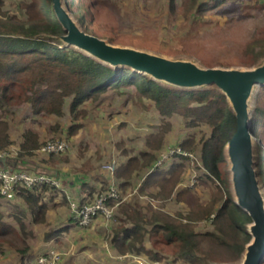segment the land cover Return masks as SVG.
<instances>
[{"label":"trees","instance_id":"16d2710c","mask_svg":"<svg viewBox=\"0 0 264 264\" xmlns=\"http://www.w3.org/2000/svg\"><path fill=\"white\" fill-rule=\"evenodd\" d=\"M76 1L63 0V5L70 14H77V23L84 31L88 19L87 14L80 9L86 0H78L79 5ZM178 1L170 0L172 12L176 11ZM180 1L184 6L191 4L198 16L227 3V0ZM74 7H77L76 11H72ZM22 8L26 13L25 20L9 13L0 15V152L13 146L8 121L10 111L6 108L29 106L33 115L62 117L64 107L70 99V112L75 122H78L88 116V112L82 109L87 102H97L110 89L132 87L137 97L153 102L156 111L164 119L179 115L189 130L202 124L210 126V135L200 139V163L206 170L200 180L207 187L209 182L214 184V180H217L225 188L215 186L211 201L205 204L196 188L177 189L188 158L176 154L170 158V169L156 167L158 159L153 152L162 150L166 135L171 129V124L166 122L159 133L146 137L148 151L141 153V159L138 156L131 157L117 170L116 175L127 181L122 185L124 187L129 185L135 172L149 170L142 190L154 187L158 190L155 197L162 200L175 199L187 205L189 211L186 215L177 216L160 210L148 214L126 204L120 209L126 218L120 220L121 225L115 232L113 245L121 255L144 253L155 262L172 258L174 262L185 261L189 264H240L252 241L249 232L252 220L233 200L226 181L222 179L221 167L227 160L226 146L236 131V116L227 97L216 86L180 89L127 67L113 68L64 44L59 38L66 35V31L55 15L52 0H28L22 3ZM249 50L253 61L264 59V38L251 44ZM262 120L264 86L255 94L251 128L255 140L262 134L259 131ZM82 127L80 124L70 128L65 139L75 136ZM196 145L197 138L189 135L180 141L176 149L193 151ZM40 146V135L37 132L29 129L24 131L19 142L18 162L23 165L24 158L34 157ZM119 146L126 153L124 145ZM17 167L11 169L33 174L49 172ZM255 169L264 194V150L258 144ZM53 190L54 187L47 184L34 186L32 189L19 187L15 198L21 199V204L36 224H44L49 208L46 195ZM224 191L227 192L226 195ZM80 205L86 203L82 202ZM9 218L16 225L7 221L6 215L0 212V253H4V243H7L25 256L29 247L26 237L20 235L21 230L25 232L22 215L12 211ZM208 219L213 230L197 232L196 225ZM71 221L79 226L73 218ZM127 224L131 226L127 227ZM147 240L153 249L146 247ZM165 247H171V257Z\"/></svg>","mask_w":264,"mask_h":264},{"label":"rangeland","instance_id":"374dc122","mask_svg":"<svg viewBox=\"0 0 264 264\" xmlns=\"http://www.w3.org/2000/svg\"><path fill=\"white\" fill-rule=\"evenodd\" d=\"M0 2V15L9 13L26 19L22 3L28 0ZM76 2L79 5L78 0ZM169 2L170 0H86L80 9L82 13L87 14L88 19L84 31L117 47L144 51L172 60L192 61L202 68L250 70L264 62V59L253 61L249 50L251 44L264 38V0H227L223 7L203 16H198L191 4L184 6L180 0L177 2L176 11L172 12ZM76 10L77 7H74L72 11ZM71 16L77 22V14L72 12ZM261 87L255 88L250 103L251 117L255 107V94ZM69 103L70 99L64 107L62 117L33 115L29 106L6 108L10 111L8 121L13 140V146L6 150L7 152L18 151L21 136L28 129L39 133L42 144H45L49 141L65 140L67 135L63 130L80 124L83 126L75 136L68 139L69 149L66 152L39 157L37 162L46 159L43 160L46 163L41 161L40 165L22 166L17 162L18 169L48 172L49 169L59 170L60 167L83 169L86 164H91L97 171H104L105 165L115 162L119 166L125 158L127 160L128 157L139 156L147 151L145 136L159 133L163 124L169 122L171 129L166 135L164 147L161 151L153 152L158 161L176 149L180 141L192 135L197 138V145L193 151H184L189 156L186 157L187 164L181 178L189 172L186 177H189L187 184L193 189L197 187L205 204L211 201L215 186L225 188L224 184L217 180H214V184L209 182L207 187L198 176L196 177L197 171L202 169L200 139L211 133L208 124L189 130L179 115L164 119L156 111L154 103L137 97L132 87L110 89L97 102H87L82 109L88 112V116L78 122H75L70 112ZM261 124L259 131L262 134L257 140L254 139L255 156L257 144L264 150V120ZM120 144L124 145L126 153L122 151ZM225 155L227 157V151ZM51 173L54 172L51 170ZM145 173L147 171L135 172L128 186L117 188L123 201L117 208L126 203L148 214L160 209L171 216L188 213V209L175 199L162 200L155 197L158 192L156 188L142 190L140 185ZM221 174L231 197L236 201L232 184L233 174L228 159L222 164ZM103 188H106L105 192L109 190L107 187ZM224 194L227 192L224 191ZM156 201H160V204H154ZM117 208L114 210V216L118 212ZM7 210L0 209V212L5 211L6 215L12 211L20 212L12 208ZM118 214L120 216V210ZM195 228L197 232L213 230L210 219L199 222ZM4 245V248L10 249L9 244ZM165 251L171 257V247H165Z\"/></svg>","mask_w":264,"mask_h":264},{"label":"water","instance_id":"95a60500","mask_svg":"<svg viewBox=\"0 0 264 264\" xmlns=\"http://www.w3.org/2000/svg\"><path fill=\"white\" fill-rule=\"evenodd\" d=\"M55 15L66 31L59 39L113 68L127 67L158 82L180 89L216 86L228 99L236 116V131L227 144L236 204L251 218V243L240 264H264V194L255 169L251 132V100L257 86H264V62L251 70L202 68L192 61L172 60L152 53L111 45L85 33L63 5L52 0Z\"/></svg>","mask_w":264,"mask_h":264},{"label":"crops","instance_id":"0c3cea01","mask_svg":"<svg viewBox=\"0 0 264 264\" xmlns=\"http://www.w3.org/2000/svg\"><path fill=\"white\" fill-rule=\"evenodd\" d=\"M63 131L65 135L68 132V130ZM149 135L152 134H148L145 137ZM65 141L67 142L68 140L65 139ZM19 152V148L17 152H0V154L7 153V156L0 159V167L16 168ZM45 155L54 156L59 154L49 155L37 150L35 151L34 157L24 158L25 161L23 165L18 163L22 166H30V164L40 165L41 161L46 159H40V162H37L36 159ZM130 158L131 157H128L127 160L125 158L116 170L126 164ZM138 158L141 159V155H139ZM166 163L167 166L162 168L163 170L170 169L172 160L169 159ZM51 170L54 173H51ZM144 171H147V173H145V176L141 180L140 186L142 188L149 175V170H143L142 172ZM187 174H189V172L185 173V176L180 179L177 187L178 190L191 188L187 184L189 183V177L186 179ZM204 174L205 172L203 169H199L196 173V177L198 176V178H201ZM48 175L55 176L60 181L61 187L54 188L55 190L46 195L49 208L47 211V220L44 224H36L34 222L31 215L26 211L25 206L21 204V199L15 198L10 203H5L0 199V209L7 210L12 208L13 210L18 209L20 211L19 213L22 215V219L25 223V232L21 230L20 235L21 237H26L29 247L25 256H22L10 245L11 250L5 248L4 253H0V264H37L39 256L52 250L63 254V261L61 264H189L185 261L174 262L172 258L162 262H155L150 260L144 253L119 254L113 245V238L115 232L120 228V220H125L126 218L121 215L122 213L118 216L119 210L122 209L126 203L117 208L118 212L111 220L97 217L89 227H80L71 221L72 214L68 206V199L71 198L79 204L82 202L88 204L106 189L103 187H123L122 185L127 183V181L119 179L116 175V171L114 173L108 170L97 171L91 164H86V167L83 169L70 167H60L59 170L57 168L49 169ZM130 182L131 180L129 183ZM180 205H183L189 211L187 205L184 203H180ZM160 211L163 210L160 209ZM2 212L6 215L5 211ZM182 215L186 214L182 213ZM6 217L7 221L11 222L9 214L6 215ZM12 223L16 225L14 221ZM126 226L130 227L131 224H127ZM146 247L153 249L149 240L146 242Z\"/></svg>","mask_w":264,"mask_h":264},{"label":"built area","instance_id":"2783aa9c","mask_svg":"<svg viewBox=\"0 0 264 264\" xmlns=\"http://www.w3.org/2000/svg\"><path fill=\"white\" fill-rule=\"evenodd\" d=\"M68 149L69 144L65 140H55L42 144L39 151L51 155L62 154ZM176 154L184 157L189 156L181 149H173L167 156H164L157 162L156 167H164V163ZM5 156H7V153L0 154V159ZM117 167L115 162L104 166L111 173H114ZM42 184H47L54 188L61 187L60 181L53 175L45 173L33 174L26 171H16L11 168L0 167V199L5 203H10L15 199L19 187L32 189L34 186ZM68 203L73 220L80 227H89L97 217H103L107 220L113 219L115 208L122 204L123 201L120 198L117 187H110L108 191L97 195L94 200L86 205L81 206L71 198L68 199ZM156 203L160 204V201H156L154 204ZM62 261L63 254L52 250L47 254L39 256L37 264H61Z\"/></svg>","mask_w":264,"mask_h":264},{"label":"bare ground","instance_id":"6f19581e","mask_svg":"<svg viewBox=\"0 0 264 264\" xmlns=\"http://www.w3.org/2000/svg\"><path fill=\"white\" fill-rule=\"evenodd\" d=\"M251 70V69H250Z\"/></svg>","mask_w":264,"mask_h":264}]
</instances>
